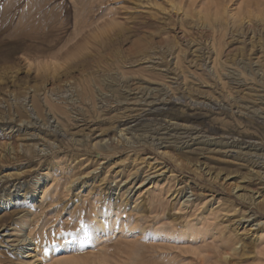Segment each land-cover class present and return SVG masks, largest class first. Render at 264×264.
Here are the masks:
<instances>
[{
	"label": "rangeland",
	"instance_id": "374dc122",
	"mask_svg": "<svg viewBox=\"0 0 264 264\" xmlns=\"http://www.w3.org/2000/svg\"><path fill=\"white\" fill-rule=\"evenodd\" d=\"M80 262L264 264V0H0V264Z\"/></svg>",
	"mask_w": 264,
	"mask_h": 264
},
{
	"label": "bare ground",
	"instance_id": "6f19581e",
	"mask_svg": "<svg viewBox=\"0 0 264 264\" xmlns=\"http://www.w3.org/2000/svg\"><path fill=\"white\" fill-rule=\"evenodd\" d=\"M150 110H151V109H150ZM150 112H151V111H150ZM151 113H152V112H151ZM153 113H154V112H153ZM148 114H149V113H148ZM153 116H154V115H153ZM161 116H162V115H161ZM98 222H99V221H98ZM79 260H80V259H79ZM72 261H73V260H72ZM72 261H71V262H72ZM68 263H70L69 260H68ZM68 263H67V264H68ZM71 264H72V263H71ZM73 264H74V263H73ZM80 264H82V263L80 262Z\"/></svg>",
	"mask_w": 264,
	"mask_h": 264
}]
</instances>
